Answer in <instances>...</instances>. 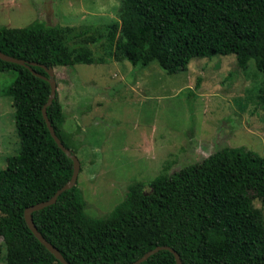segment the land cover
<instances>
[{
    "label": "trees",
    "instance_id": "obj_1",
    "mask_svg": "<svg viewBox=\"0 0 264 264\" xmlns=\"http://www.w3.org/2000/svg\"><path fill=\"white\" fill-rule=\"evenodd\" d=\"M118 18L119 35L133 49L121 54L132 66L157 62L173 74L193 58L234 54L241 68L253 59L264 72V0H121ZM31 25L46 32L56 28L41 20ZM46 48L37 46L23 55L0 50L52 67ZM70 56V64L93 60L87 47ZM31 68L48 76L40 65ZM0 71L16 73L2 92L11 98L20 143L0 168V260L62 264L24 219L26 207L49 199L73 171L72 159L54 141L42 115L50 83L28 67L2 59ZM46 112L62 144L71 149L57 91ZM162 175L148 190L139 181L130 183L122 201L103 217L85 212L75 184L54 203L33 211V223L70 264H129L156 246L175 250L182 264H264L263 215L253 205L258 199L264 206V155L222 146ZM139 264L176 261L169 249H159Z\"/></svg>",
    "mask_w": 264,
    "mask_h": 264
},
{
    "label": "rangeland",
    "instance_id": "obj_2",
    "mask_svg": "<svg viewBox=\"0 0 264 264\" xmlns=\"http://www.w3.org/2000/svg\"><path fill=\"white\" fill-rule=\"evenodd\" d=\"M120 1L0 0L2 50L49 51L62 126L80 161L76 184L85 212L95 217L122 201L130 183L148 190L160 174L222 146L264 155V72L254 60L241 68L234 54H215L193 58L173 74L157 62L132 66L121 54L133 49L119 35ZM36 20L56 28L33 27ZM81 47L90 50L92 63L70 64V52ZM15 75L0 71V168L20 148L11 98L2 92ZM253 205L264 222V206L258 199Z\"/></svg>",
    "mask_w": 264,
    "mask_h": 264
},
{
    "label": "water",
    "instance_id": "obj_3",
    "mask_svg": "<svg viewBox=\"0 0 264 264\" xmlns=\"http://www.w3.org/2000/svg\"><path fill=\"white\" fill-rule=\"evenodd\" d=\"M0 59L5 60V61H10V62H14V63H18L20 65H23L25 67H28L30 71H32L35 75L42 77L43 79H46L49 83H50V95L47 99V102L44 104V106L42 107V115L43 118L46 122V125L49 129L50 135L52 136V138L54 139V141L57 143V145L62 149V151L72 159L73 162V171H72V175L70 177V179L64 184L62 185L49 199L45 200V201H40L36 204L30 205L28 207H26L24 209V219L25 222L28 226V228L32 231V233L34 234V236L62 263V264H70L68 263L65 258L62 256V254L59 252V250L53 246L50 242H48L43 236L42 234L37 230L35 224L33 223V219H32V212L39 210L45 206H48L52 203H54L57 199V196L64 190L71 188L72 186H74L77 183V177H78V173L80 170V161L78 159V157L73 153V151L67 147H65L61 140L59 139V137L57 136V134L55 133V130L53 128V126L51 125L48 117H47V112H46V108L47 106L52 102L53 98L55 97V93H56V82H55V78H54V71L52 67H46L43 64H39L37 62H33V61H28V60H24L21 58H17L14 56H11L7 53H4L0 50ZM32 65H40L42 66L46 73L48 74L47 77L41 76L38 73L34 72L31 68ZM159 249H169L174 257H175V261L176 264H182L181 259L179 254L173 250L172 248H169L167 246H156L153 249L145 252L141 257H139L138 259H136L135 261L129 263V264H139L140 262H142L143 260H145L148 256H150L151 254L155 253L156 251H158Z\"/></svg>",
    "mask_w": 264,
    "mask_h": 264
}]
</instances>
